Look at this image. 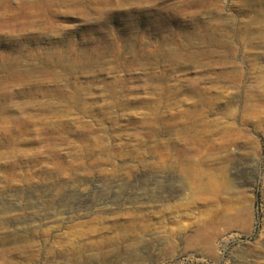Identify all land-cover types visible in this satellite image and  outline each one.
Returning a JSON list of instances; mask_svg holds the SVG:
<instances>
[{
    "label": "rangeland",
    "instance_id": "rangeland-1",
    "mask_svg": "<svg viewBox=\"0 0 264 264\" xmlns=\"http://www.w3.org/2000/svg\"><path fill=\"white\" fill-rule=\"evenodd\" d=\"M254 1L0 0V264L62 251L75 225L117 233L126 214H147L185 227L180 241L209 210L243 207L215 259L181 244L105 261L92 233L71 263L45 264H264Z\"/></svg>",
    "mask_w": 264,
    "mask_h": 264
},
{
    "label": "bare ground",
    "instance_id": "bare-ground-1",
    "mask_svg": "<svg viewBox=\"0 0 264 264\" xmlns=\"http://www.w3.org/2000/svg\"><path fill=\"white\" fill-rule=\"evenodd\" d=\"M261 1L262 0H260V2ZM255 4L251 3L249 5L252 8ZM261 4L262 3L258 6V11L263 12L264 8ZM243 208L241 210L234 211L226 208L215 211L209 210L204 214L203 218L192 226V229L194 228L193 234L186 236L180 241L176 240V238L185 232V227L177 226L176 228H166L161 224L155 226L147 220V216H149L147 214L132 215L129 213V216L126 214L127 217L125 216L123 220L124 222L120 223L121 225L117 227V233H115V229L113 227H101V229H93L94 227H89L91 229L88 228L87 230H80L81 227L77 229V226L79 225H75L76 227L74 226L73 229L69 227L70 229L68 234L65 236V241L62 242L64 244L62 251L58 249V246L53 242L50 246L51 250L45 256H41L38 259L37 257L27 256L22 258L20 263L10 264H39L41 261L42 264H45L54 261L56 262L60 259L65 260L66 262L70 260L71 263V258L75 254L74 249L79 247L82 248L85 244L82 243V241L85 240L86 236H90L92 233L99 236L97 241H99L98 243L100 247L98 248L99 251L97 256L101 259L104 258L103 260L105 261L108 258V255H112L111 257L115 256L117 258L126 254V256L131 257L139 248H143L144 246L150 249V251L153 247L155 248L157 246L159 257H173L179 251L181 244H183V247H181L182 249H199L206 256L215 259L218 258L216 241L219 238L220 233L225 230H230L238 225V222L244 218L243 216L246 213L243 211ZM169 211L173 212L172 209ZM112 231H114L113 234L111 233L112 236H109L108 234ZM152 233H155V236L147 238V236ZM140 258L126 259L123 264H143V260ZM149 258H152L151 254L147 255L143 259L145 260ZM243 258L246 259V253L243 254ZM157 264H160V262Z\"/></svg>",
    "mask_w": 264,
    "mask_h": 264
}]
</instances>
